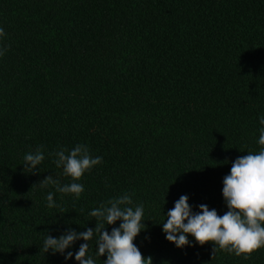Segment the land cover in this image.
<instances>
[{
    "label": "trees",
    "instance_id": "obj_1",
    "mask_svg": "<svg viewBox=\"0 0 264 264\" xmlns=\"http://www.w3.org/2000/svg\"><path fill=\"white\" fill-rule=\"evenodd\" d=\"M0 28V264H76L44 252L45 233L93 227L90 209L124 193L144 206L133 243L151 264H264V246L177 248L160 226L181 194L226 211L222 177L261 147L264 0H0ZM76 143L102 157L83 192L41 189L47 175L70 182L49 153Z\"/></svg>",
    "mask_w": 264,
    "mask_h": 264
},
{
    "label": "clouds",
    "instance_id": "obj_2",
    "mask_svg": "<svg viewBox=\"0 0 264 264\" xmlns=\"http://www.w3.org/2000/svg\"><path fill=\"white\" fill-rule=\"evenodd\" d=\"M4 35V29L0 28V37ZM5 51L6 48L0 47V56ZM257 118L260 127L256 143L261 147L233 159L228 173L221 180L226 211L218 215L215 208L210 209L203 203L196 205L198 210L194 211L187 202L188 196L181 194L164 212L161 231L175 247H191L193 241L199 245L210 241L213 253L219 248L239 255L264 246V114H258ZM42 147L23 155L22 165L27 172L38 171L45 155ZM49 155L55 166L62 169L60 174L71 180L61 183L53 175H47L38 186L41 189L52 186L58 193L76 197L84 190L83 184L76 181L102 161L101 156L91 155L84 143H76L70 149L61 146ZM44 199L47 207L56 206L52 191H48ZM88 215L94 218L93 227L77 231L66 226L57 236L45 233L40 247L44 252L62 255L65 261L71 258L76 264H96V257L102 254L106 257L103 264H151V257H142L133 243L138 233L146 228L142 203L134 204L131 195L124 193L101 202L90 209ZM116 221H119L118 225L106 229V225H113ZM78 240L82 242L73 252V245ZM93 240L94 254L89 250V241Z\"/></svg>",
    "mask_w": 264,
    "mask_h": 264
}]
</instances>
